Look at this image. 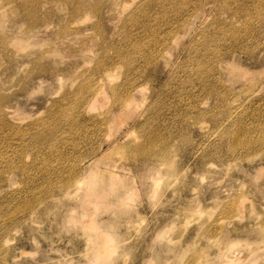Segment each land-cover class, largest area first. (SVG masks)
<instances>
[{"label": "rangeland", "instance_id": "rangeland-1", "mask_svg": "<svg viewBox=\"0 0 264 264\" xmlns=\"http://www.w3.org/2000/svg\"><path fill=\"white\" fill-rule=\"evenodd\" d=\"M0 106V264H264V0H0Z\"/></svg>", "mask_w": 264, "mask_h": 264}, {"label": "bare ground", "instance_id": "bare-ground-1", "mask_svg": "<svg viewBox=\"0 0 264 264\" xmlns=\"http://www.w3.org/2000/svg\"><path fill=\"white\" fill-rule=\"evenodd\" d=\"M187 19H190V17H188ZM221 57V56H220ZM219 57V58H220ZM213 67L211 72L217 71V74H220L221 72H219L218 67L215 65L211 66ZM105 74L108 76V73H99L96 74V76L92 79L89 87L87 88L88 90V95L86 98H84L83 100L78 102V106H80L81 108L83 106H85V108L87 106L89 107H95L97 105L102 104V102L99 99V95L105 91V89L107 87H109L110 91L112 94H115V91L117 90L116 87H110L111 84L108 83L107 81V76H105ZM98 75V76H97ZM214 78V76H213ZM212 81V77L210 79L207 80V82ZM203 85L208 86L206 84L205 81L201 82ZM136 89V85H126L125 88V97H116L114 96V100L116 102V106L117 109H128L131 106V102L133 100V93ZM106 100V98H105ZM108 102V101H107ZM87 105V106H86ZM1 106H0V115H4V117H8L9 115L12 114V112L8 111L7 114L4 113V111L1 110ZM108 114V113H107ZM106 114V115H107ZM97 117V116H96ZM5 128V125H2L0 127V131H2ZM132 153H145V147L141 148V147H137L134 149H131ZM80 162H83V160H81ZM82 164L79 165H74L71 166L70 169L68 170V172L70 173V175L72 176L71 179H74V177H77L79 174H82V177H84V179L79 180L74 182L73 184H71V186L73 185L75 188V190H83L84 193H90V188H92V186L94 185V183H96V181L101 180L103 184L102 186H99L97 190H94L93 193H90L89 196H84V194L78 198V200L81 201L82 205V216H87V212L86 210H89V207L93 208H97V211L94 212L95 215V219L97 221V223L103 227L106 228V234H108V236L112 239L113 237H117V235L120 233L117 229H118V222L120 223L121 220H119V216L120 214L124 211V213L128 214L130 211L129 208V204L130 202H133L134 200H136L137 198H139V196L137 197L136 194H133L131 191V193H128L129 196L124 197V202L123 204H119L117 203V199L119 194H113L114 197H105L103 198L101 194H103L104 191H109L112 186L113 183H109L107 182L104 177L102 178L101 174H98L96 176H93V181L90 177V174L92 173L93 169H89L91 171H88L87 175L84 173V167H82ZM91 163H88L87 166H90ZM77 175V176H76ZM109 177L111 178H116L114 173H109ZM93 189V188H92ZM103 199H105L103 201ZM96 210V209H93ZM92 211V210H91ZM97 262V261H96ZM226 264H231L228 261H226Z\"/></svg>", "mask_w": 264, "mask_h": 264}]
</instances>
